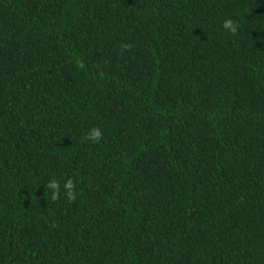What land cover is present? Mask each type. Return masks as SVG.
I'll use <instances>...</instances> for the list:
<instances>
[{
  "label": "trees",
  "instance_id": "obj_1",
  "mask_svg": "<svg viewBox=\"0 0 264 264\" xmlns=\"http://www.w3.org/2000/svg\"><path fill=\"white\" fill-rule=\"evenodd\" d=\"M0 264H264V0H0Z\"/></svg>",
  "mask_w": 264,
  "mask_h": 264
},
{
  "label": "clouds",
  "instance_id": "obj_2",
  "mask_svg": "<svg viewBox=\"0 0 264 264\" xmlns=\"http://www.w3.org/2000/svg\"><path fill=\"white\" fill-rule=\"evenodd\" d=\"M223 27L235 34L236 27L232 20L227 19L223 23ZM84 138L91 142H99L103 137V132L99 127H91L83 133ZM47 188L51 190V199L57 200L60 198L61 195V184L60 181L56 178H50L47 182ZM75 185L71 178L67 179L63 184L64 195L69 200H74L76 198L75 192L73 191Z\"/></svg>",
  "mask_w": 264,
  "mask_h": 264
}]
</instances>
